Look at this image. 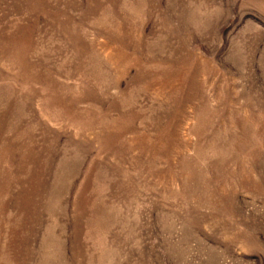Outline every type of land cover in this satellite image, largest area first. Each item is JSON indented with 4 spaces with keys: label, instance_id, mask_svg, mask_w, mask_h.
Returning a JSON list of instances; mask_svg holds the SVG:
<instances>
[{
    "label": "rangeland",
    "instance_id": "374dc122",
    "mask_svg": "<svg viewBox=\"0 0 264 264\" xmlns=\"http://www.w3.org/2000/svg\"><path fill=\"white\" fill-rule=\"evenodd\" d=\"M0 264H264V0H0Z\"/></svg>",
    "mask_w": 264,
    "mask_h": 264
}]
</instances>
